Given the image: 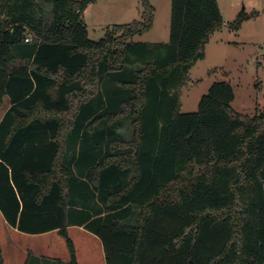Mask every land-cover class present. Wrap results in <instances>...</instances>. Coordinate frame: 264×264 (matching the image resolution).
<instances>
[{"label":"trees","instance_id":"1","mask_svg":"<svg viewBox=\"0 0 264 264\" xmlns=\"http://www.w3.org/2000/svg\"><path fill=\"white\" fill-rule=\"evenodd\" d=\"M93 1L0 0V210L26 233L59 229L70 252L26 264H79L73 224L102 239L107 264H264V109L235 111L217 81L181 112L224 24L218 0H172L167 42L133 40L153 26L151 0L91 38Z\"/></svg>","mask_w":264,"mask_h":264},{"label":"rangeland","instance_id":"2","mask_svg":"<svg viewBox=\"0 0 264 264\" xmlns=\"http://www.w3.org/2000/svg\"><path fill=\"white\" fill-rule=\"evenodd\" d=\"M143 0H95L83 12L89 36L103 38L114 25L142 20ZM172 0H151L155 18L150 30L133 37L137 42H167L170 39ZM224 24L205 48V58L190 70V78L181 89V112H196L202 96L213 83L229 82L235 92L232 108L254 115L264 109V0H218ZM245 12L252 17L235 29L231 24ZM10 103L8 97L0 106V118ZM27 242L30 237H23Z\"/></svg>","mask_w":264,"mask_h":264},{"label":"crops","instance_id":"3","mask_svg":"<svg viewBox=\"0 0 264 264\" xmlns=\"http://www.w3.org/2000/svg\"><path fill=\"white\" fill-rule=\"evenodd\" d=\"M10 105L9 103L8 108ZM67 231L74 242L79 264H107L103 241L97 234L87 229L85 225L77 224L69 225ZM25 236L32 238L33 241L23 240ZM0 246L4 264H26L29 253L53 262L70 261L66 238L60 234L59 229L38 234L26 233L12 226L1 210Z\"/></svg>","mask_w":264,"mask_h":264},{"label":"built area","instance_id":"4","mask_svg":"<svg viewBox=\"0 0 264 264\" xmlns=\"http://www.w3.org/2000/svg\"><path fill=\"white\" fill-rule=\"evenodd\" d=\"M27 42H30V41H32V35H28L27 37H26V39H25Z\"/></svg>","mask_w":264,"mask_h":264},{"label":"water","instance_id":"5","mask_svg":"<svg viewBox=\"0 0 264 264\" xmlns=\"http://www.w3.org/2000/svg\"><path fill=\"white\" fill-rule=\"evenodd\" d=\"M101 34H102V33L99 34L98 39H101V38H102V37H101Z\"/></svg>","mask_w":264,"mask_h":264}]
</instances>
